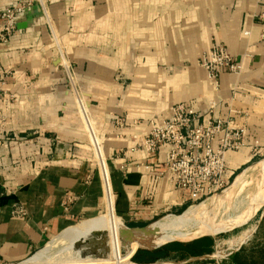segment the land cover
Masks as SVG:
<instances>
[{"label":"crops","instance_id":"obj_1","mask_svg":"<svg viewBox=\"0 0 264 264\" xmlns=\"http://www.w3.org/2000/svg\"><path fill=\"white\" fill-rule=\"evenodd\" d=\"M17 1L0 0V12ZM15 22L0 55L12 71L0 104V262L23 261L85 225L125 231L187 206V194L159 174L167 146L154 155L131 150L176 103L200 121L215 104L214 118L246 129L245 146L227 154L229 180L264 155V0H39ZM213 40L242 64L238 75L221 71L218 86L197 64ZM80 104L103 140L104 200ZM67 195L75 199L66 210ZM174 242L184 244L168 242L144 260L135 253L132 264L206 256Z\"/></svg>","mask_w":264,"mask_h":264},{"label":"built area","instance_id":"obj_2","mask_svg":"<svg viewBox=\"0 0 264 264\" xmlns=\"http://www.w3.org/2000/svg\"><path fill=\"white\" fill-rule=\"evenodd\" d=\"M37 2L39 0H18L1 10L0 55L1 46L7 44L16 31L17 15ZM260 41L264 42V25L260 31ZM198 63L216 86L221 71L238 75L242 70L240 60L231 54L224 44L215 40L201 54ZM11 74L10 68L4 69L0 64V104L7 95L2 88L3 83ZM80 107L84 113L88 145L105 191V182L111 186V180L103 151V140L92 127L82 104ZM214 107L215 104H212L206 120L200 121L198 113L192 106L183 102L174 104L168 117L150 120L148 132L142 135L135 148L131 149H141L148 155H154L160 148L167 146L166 159L159 174L167 177L175 190L187 194L191 202L207 199L226 188L229 183L227 154L239 150L246 144V129L214 118L212 116ZM116 124L121 126L122 119L118 118ZM144 167L149 169L152 166L145 164ZM74 199L71 195L66 196L63 201L66 210Z\"/></svg>","mask_w":264,"mask_h":264},{"label":"rangeland","instance_id":"obj_3","mask_svg":"<svg viewBox=\"0 0 264 264\" xmlns=\"http://www.w3.org/2000/svg\"><path fill=\"white\" fill-rule=\"evenodd\" d=\"M60 60L62 64L60 68L63 72L61 78L63 81H69V74L67 72V68L65 67V63L67 61H62L61 58ZM197 64L199 65L198 61ZM262 176H264V155L259 156L253 162L249 163L248 166L239 170L234 178L229 180L226 188L220 192H217L215 194L216 196L213 195L204 200L190 202L187 206H183L177 211L169 212L153 220L148 224L150 225L148 227L149 232H137L136 240L132 243V245H128L126 243V240H121V236L116 234L118 232H121L122 230L116 231L96 226L87 227L85 225L81 227L79 231L75 233L68 241H63L59 237L60 233L53 236L40 248H38L33 254H35L37 251H42L47 248V246H49L48 250L42 251V253L47 256V259L50 258V260H53V258L58 259L63 256L62 259H64V261L62 264H76V258H74V260L72 256L74 255L75 250H79L78 248L81 244L84 245V240H88V243L93 239H95L93 241H106V239L108 238L107 236H109L110 233L113 234L115 231L116 233L114 234H116L117 244L113 245L111 240L110 244L104 246L106 252L104 251L105 254H102L103 257L101 256L100 261L102 262H99L97 264H117L118 262L120 264H132L135 263L133 257L135 253L139 258L143 260L149 259L153 256H145V253H143L145 251V248L141 247V245L148 243L152 244L162 238L173 237L172 235H164L162 232H152V230L150 229L151 224L161 221L162 219H172L179 216L184 217L183 215H188L192 210L193 213H197L196 216L198 218L196 216H193L194 220L192 222L194 225L193 227L190 226V228H192L191 230H187L188 234H185V236L202 232H209L213 235L197 236L196 238L192 239L193 241L202 237H208L212 240V243L210 246V250L205 253V258H193L187 264H235V258L243 264H264V201H262L264 200V198H259L261 196L259 192L260 180ZM238 180L245 183L244 188L238 191V193L240 194L237 193L235 195H232L233 197H230V194L228 195V193H230L229 189L232 188ZM234 192L235 191H233V193ZM104 197L105 191H103V200ZM185 208L186 210L183 212ZM102 213H104V209L101 212L94 214L93 216H85L73 219L70 222L69 226L76 225L87 218L99 216ZM193 228L196 229L192 230ZM122 232H124V235H127L129 233L128 230ZM180 236L185 237L183 234ZM176 237L179 236L177 235ZM190 241L191 240L182 242L184 244H188V242ZM162 246L157 247V249L161 248ZM92 252L94 254L97 253V251ZM33 254H31L29 257H31ZM234 254L236 255V257L232 258V255ZM103 258H106L105 261ZM31 259L27 262H31ZM183 260L184 259L181 258V256L177 255L171 256L170 258H163L162 262H165L164 264H178ZM20 262L12 264H20ZM0 264L9 263L0 262Z\"/></svg>","mask_w":264,"mask_h":264},{"label":"bare ground","instance_id":"obj_4","mask_svg":"<svg viewBox=\"0 0 264 264\" xmlns=\"http://www.w3.org/2000/svg\"><path fill=\"white\" fill-rule=\"evenodd\" d=\"M244 184L245 183H243L240 180H238L233 185V187L229 189L230 193H228V195L230 194V197H233L232 195L237 194L238 191H240V190H242V188H244ZM233 191H235V192L233 193ZM260 192H259V194H261V196L259 198L262 199V198H264V176H262V178L260 180ZM238 194H240V193H238ZM262 201H264V200H262ZM196 214L197 213H193V211L191 210V212L188 215L187 214L183 215L184 217L179 216V217H175V218H172V219H162L161 221H158V222H155V223L151 224V228L150 229L152 230V232H154V233L162 232L164 235H172L173 237L170 236L172 238H162V239H160V240H158V241H156V242H154L152 244L148 243V244L141 245V247H144V248H146V246L160 247L163 244H166V243L171 242V241H187V240H192V239L196 238L197 236L213 235V234H211L209 232H202V233H196V234H191L189 236H185V234L186 235L188 234L187 230H191V228L193 227V225H194L193 222H192L194 220L193 216H196ZM190 226H192V227L190 228ZM197 227H199V226H197ZM194 229H196V228H193L192 230H194ZM127 230H128V232L130 234L128 233L127 235H124V232H122V231H121L122 233L121 232L116 233L115 231H114V233H116L117 235H120L121 236V240L122 239L126 240V237L129 236V235L132 236L131 240L126 241V243L128 245H132V243L135 242V240H136L137 232H139V231L141 232L142 230L135 231V230H130L129 228H127ZM104 232H106V231H104ZM147 232H149V228H148ZM114 233L113 234L112 233H110V234L107 233V234H109V236H107L108 238L106 239V241L105 240L93 241V240H95V239H93L91 242L88 243V240H84L85 241L84 245L81 244L80 247L78 248L79 250L78 251L75 250V253L73 255L74 257L72 256L73 259L76 258V260L74 259L75 263L76 264L77 263L78 264H97L99 262L101 263L102 262V261H100L101 260V256L103 257V255L106 252L104 246L110 244L111 240H112V244L113 245L117 244L116 234H114ZM182 234L185 237H181L180 235H182ZM174 235H175V237H174ZM177 235L179 237H176ZM100 239H102V238H100ZM96 240H97V238H96ZM137 246H140V245H137ZM92 251H97V253L94 254ZM62 257L63 256H61L58 259H54L53 258V260H50V258L47 259V256L45 254H43L42 252H38L37 254L34 255V257L31 256L28 259L24 260L23 262H20V264H62L63 261H64V259H62ZM85 258H86V260H85ZM30 259H31V262H27ZM105 259H104V261H105ZM117 264H120V263L118 262Z\"/></svg>","mask_w":264,"mask_h":264},{"label":"trees","instance_id":"obj_5","mask_svg":"<svg viewBox=\"0 0 264 264\" xmlns=\"http://www.w3.org/2000/svg\"><path fill=\"white\" fill-rule=\"evenodd\" d=\"M212 240L208 237H202L196 240H193L192 242L188 243L187 245L190 247H194L198 250H200L201 252H208L210 250V246H211ZM184 244H181L179 242H174L173 244H171V246H173V249H179L182 248ZM148 253V255H153V256H157V253L159 252L158 250L155 251H146ZM191 252H194L193 250H191ZM236 257V255H232V258ZM234 263L235 264H243L242 262H239L238 260H236V258L234 259Z\"/></svg>","mask_w":264,"mask_h":264},{"label":"water","instance_id":"obj_6","mask_svg":"<svg viewBox=\"0 0 264 264\" xmlns=\"http://www.w3.org/2000/svg\"><path fill=\"white\" fill-rule=\"evenodd\" d=\"M124 226L127 227V228H129L130 230H135V231L142 230L143 232H144V231L147 232L148 227H149L150 225H147V226H141V227H128V226H126V225L124 224ZM129 234H130V233H129ZM131 238H132V236H130V235L127 236V237H126V241L131 240ZM155 248H157V247H154V246H146L145 249H147V250H153V249H155Z\"/></svg>","mask_w":264,"mask_h":264}]
</instances>
